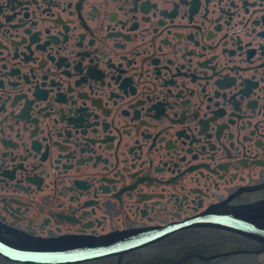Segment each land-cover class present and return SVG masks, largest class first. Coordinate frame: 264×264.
Returning a JSON list of instances; mask_svg holds the SVG:
<instances>
[{"label":"flooded vegetation","instance_id":"1","mask_svg":"<svg viewBox=\"0 0 264 264\" xmlns=\"http://www.w3.org/2000/svg\"><path fill=\"white\" fill-rule=\"evenodd\" d=\"M168 227L104 263L264 264V0H0V237Z\"/></svg>","mask_w":264,"mask_h":264},{"label":"water","instance_id":"2","mask_svg":"<svg viewBox=\"0 0 264 264\" xmlns=\"http://www.w3.org/2000/svg\"><path fill=\"white\" fill-rule=\"evenodd\" d=\"M170 228L102 237L71 236L47 239L22 235L24 240L18 243L7 242L0 237V253L8 259L23 263L72 264L130 251L139 245L164 236L173 229ZM0 259L4 258L0 256Z\"/></svg>","mask_w":264,"mask_h":264},{"label":"bare ground","instance_id":"3","mask_svg":"<svg viewBox=\"0 0 264 264\" xmlns=\"http://www.w3.org/2000/svg\"><path fill=\"white\" fill-rule=\"evenodd\" d=\"M170 243H172V242H170ZM169 243V244H170ZM165 244V241H161V242H159V243H156V244H154V246H152L150 249H157V248H160L162 245H164ZM167 244V243H166ZM142 251H145V250H139V251H136V254H141L142 253ZM111 258H105V259H101V260H92V261H88V262H82V263H77V264H106V263H104V262H106V261H108V260H110ZM109 264V263H108ZM122 264H124V263H122ZM128 264V263H127Z\"/></svg>","mask_w":264,"mask_h":264}]
</instances>
